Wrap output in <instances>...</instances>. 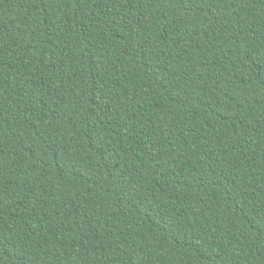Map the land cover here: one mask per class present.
<instances>
[{"label": "trees", "instance_id": "16d2710c", "mask_svg": "<svg viewBox=\"0 0 264 264\" xmlns=\"http://www.w3.org/2000/svg\"><path fill=\"white\" fill-rule=\"evenodd\" d=\"M0 264H264V0H0Z\"/></svg>", "mask_w": 264, "mask_h": 264}]
</instances>
